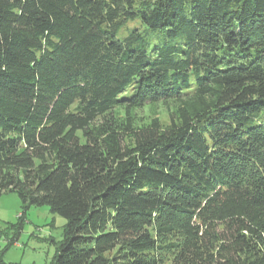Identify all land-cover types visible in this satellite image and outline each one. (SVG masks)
<instances>
[{
	"label": "trees",
	"instance_id": "1",
	"mask_svg": "<svg viewBox=\"0 0 264 264\" xmlns=\"http://www.w3.org/2000/svg\"><path fill=\"white\" fill-rule=\"evenodd\" d=\"M4 192L51 264H264V0H0Z\"/></svg>",
	"mask_w": 264,
	"mask_h": 264
},
{
	"label": "rangeland",
	"instance_id": "2",
	"mask_svg": "<svg viewBox=\"0 0 264 264\" xmlns=\"http://www.w3.org/2000/svg\"><path fill=\"white\" fill-rule=\"evenodd\" d=\"M147 102L130 110L137 124H145L157 117L161 124L169 123V114L175 105L169 102ZM115 113L124 116V109L115 108ZM24 211V212H23ZM65 219L50 212L46 205L22 208L15 192L0 195V250L6 262L51 264L53 255L63 237Z\"/></svg>",
	"mask_w": 264,
	"mask_h": 264
}]
</instances>
